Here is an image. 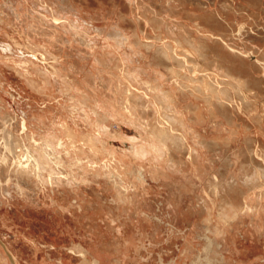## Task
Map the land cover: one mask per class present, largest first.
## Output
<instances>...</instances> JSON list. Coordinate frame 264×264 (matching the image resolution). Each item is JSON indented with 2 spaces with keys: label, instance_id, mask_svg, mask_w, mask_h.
<instances>
[{
  "label": "rangeland",
  "instance_id": "obj_1",
  "mask_svg": "<svg viewBox=\"0 0 264 264\" xmlns=\"http://www.w3.org/2000/svg\"><path fill=\"white\" fill-rule=\"evenodd\" d=\"M0 17V178L6 182L15 176L10 152L17 156L21 138L27 143L34 138L40 144L62 138L68 174L80 184L77 194L65 199V209H72L65 212V219L41 205L42 196H35V201L23 198L14 186L9 189L15 198L9 202L0 185V239L14 245L24 264L35 256L31 238L42 245L40 260L44 251L60 261L62 251L68 260L65 264H89L69 247L81 252L80 243L87 247V236L93 232L105 252L114 253V238L119 235L114 226H108L107 212L113 205L117 214L125 213L133 200L135 207L141 203L140 213L147 215L159 233L156 240L148 231L141 235L134 222L139 211L135 208L133 221L123 229L131 238L133 255L142 250L146 258L154 252L156 260L163 254L171 261L179 255L178 247L187 242L191 245H185L186 263L204 258L208 253L204 236L211 235L205 227L211 224V216L220 220L217 213L222 210L217 206L211 214L205 209L209 203L197 208L203 180L217 172L228 175L226 164L231 158L248 160L251 156L245 153L254 145L264 147V120L258 119V114L264 115V0H0ZM73 23L79 34L72 30ZM244 27L260 28V32H239ZM113 29L127 36L118 47L110 35ZM83 33L89 35L90 45L79 37ZM137 35L144 44L137 41ZM38 46L55 57L63 75L52 69L57 61L32 50ZM172 70L177 72L175 86L170 80ZM218 85L231 86V96L239 93V85L253 102L242 111L226 105L215 109L210 100ZM166 90L170 91L166 102L206 137L208 148L199 146V161L193 164L204 175L186 168L184 179H155L149 160L138 163L130 157L125 143L136 131L123 120L143 124L145 131L138 136L152 138L156 144L151 159L162 162V141L155 129L162 123L168 130L170 125L179 129L175 119L154 113L155 105L163 112ZM109 107L116 119L102 114ZM22 110L29 116L24 137L16 135L23 132L19 128L24 122ZM102 127L108 132H102ZM99 131L100 153L87 138ZM71 132L78 136L76 143L82 152L69 149L67 134ZM167 136L172 157L187 160L189 150L175 146L180 132L169 131ZM227 136L234 138L231 147L224 143ZM134 163L145 166L143 179L131 170ZM33 187L41 190L39 185ZM172 197L180 202L179 208L167 204ZM239 197L234 195L233 201H240ZM76 198L81 207L75 205ZM157 216L163 219L160 224L155 221ZM247 223L252 227H243L236 242L238 256L242 254L245 260L237 262L233 257L222 264H264V220L260 227ZM173 228L176 235L169 237ZM185 232L188 237L182 236ZM219 237L214 236L222 243ZM213 249L212 258L220 257V248L215 244ZM109 263L105 257L98 264ZM0 264L5 263L0 260Z\"/></svg>",
  "mask_w": 264,
  "mask_h": 264
},
{
  "label": "bare ground",
  "instance_id": "obj_2",
  "mask_svg": "<svg viewBox=\"0 0 264 264\" xmlns=\"http://www.w3.org/2000/svg\"><path fill=\"white\" fill-rule=\"evenodd\" d=\"M0 19L2 18L0 17ZM72 25H73L72 30L76 31L77 32L76 34H79L77 25L74 23ZM40 29L42 30V28ZM38 32L41 31L38 30ZM239 32L241 33L246 32V35H248V34H253L254 32L256 33L260 32V28L248 29L247 27H244V29L240 30ZM110 35L115 40L116 47L121 45L127 39V36L124 35L123 32L119 31L118 29H113L112 31H110ZM79 37L82 38L83 43H87L90 45L89 35L87 33L80 34ZM135 38L137 39L138 42L142 43L141 37L139 35H137ZM149 46L152 48L154 47L153 44H148V47ZM35 49L36 50L38 49V51H40L42 58L47 59L49 57V58H53L55 62L57 61L55 57L50 56L46 52L41 51L39 46L37 48L36 47L32 48V50ZM52 67L54 71L62 74L61 72L62 70L58 65V61L57 64H52ZM39 72L43 74V76H46L48 78V74L47 72H45V70H40ZM176 75L177 72L175 70H172L170 80L173 86L177 84L175 78ZM227 77H230V75L227 74ZM66 80L67 77L65 76V82ZM228 85H233V84H228ZM225 87L226 88L219 87L218 85L217 87H213L215 89H212V93L214 96L212 97L213 99L211 98L210 102H212V104L216 107L215 109L220 110L223 108V105H226L228 107H232L233 110L237 108L238 111L239 110L242 111L243 109H245L246 106H248L251 102H253L249 97L250 95L246 92V90L242 89L241 86L238 85V87H240L239 93L237 92L235 96H231V94L229 93V89H232L231 86H225ZM169 92H170L169 90L163 92L164 93V99L162 100L163 112L160 113V109L155 105L154 113L158 114V116H160V114H165L164 117L167 115V117L170 118V120L172 118L175 119L177 125L179 126V129H174L175 127H171L170 125L168 130L167 129L168 127H166V125L163 123L162 125L159 126V128L157 127L158 129L157 128L155 129L156 133L159 132L157 136L160 139V141H162V149L160 151L163 158L162 162H160L159 159L157 160L154 159V157L151 159L150 153L156 144L152 140V138L145 136L143 137V139L139 138L138 133L140 131L143 132L145 131L143 124H138L133 121L123 120V122L130 123L135 128L136 131V133H134V136L133 137L131 136L132 137L130 138L131 140H128L129 142L125 143L130 153V157L136 159L138 163H143L146 160H149L150 166L149 165L148 166L151 170L150 172L154 174L153 176L155 179L162 180L164 177H166V179L168 178H175L180 180L184 179L186 168H190V170H194V171L198 170L200 174L204 175L205 173H203L202 170L200 171V169L197 168L196 164L195 165L193 164L199 161V153L202 147L208 148L206 137L205 135L198 133L193 126L187 125V122L185 121L184 117L179 116L181 114H179V112L176 111V109L170 103L166 102V95ZM222 101H224V103ZM218 102L220 103L222 102L221 105L222 107L217 105ZM234 103L237 105H234ZM22 111L25 115V116L22 115L24 116V122L22 123V125L20 123L19 128H21L23 132L22 133L20 131L16 132V135L20 137L21 136L24 137L28 133L27 121L29 116L25 110ZM114 112L115 111L111 110V108L109 107L103 109L102 114H104L105 116L111 115V117L112 116L115 117L116 115ZM258 116H259L258 119L260 118L264 120L263 114L260 113L258 114ZM19 119L21 118L19 117ZM229 123L231 124V126L235 124V122H230V121ZM101 130L102 132L103 131L108 132L106 131V128L103 129V127ZM169 131L174 132L176 134L180 132L181 137L179 138V141L175 143V146L178 147L179 149L187 148L189 150V155L187 160H177L172 157L171 154L172 147L171 144L168 142L170 137L167 136L169 135ZM232 131L234 133V130ZM102 132L99 131V133L96 134V136L93 135L88 137L86 136L88 138V143L92 144L95 149V152H99V153L100 151H102V149L100 148L101 147L100 135L102 134ZM163 136L165 137L163 138ZM67 139L69 141L68 142L70 146L69 149H71L72 151L74 150L76 152H82L80 147L77 145L78 136L76 135V133H72V132L68 133ZM31 140L32 141L27 143L26 140H23V138H21L20 142L22 143L19 145L18 148H16L17 149L16 152H19L17 156L14 151L10 152V154L13 156L12 159H15L12 162V165L16 167V172L14 171L16 174L15 176L10 175L9 177H7L6 182H3V180L0 178V185L2 186L1 188L4 191L2 195L4 196L5 199H7L10 202V198H15L14 197L15 194L10 191L9 187L14 186L16 194H18L19 196L21 195L23 198L28 197L31 200L35 201L36 200L35 196L36 197L42 196L44 203L40 202L41 205L43 204L45 207L51 208L52 210L55 211V213L57 212L56 213L57 215L60 214L59 215L60 217L65 218V213H63L65 212V199H67L68 201L70 195H76L78 189L80 188V184H78L69 176L68 170L66 168L67 166L65 163V141L62 138H52L50 140H46L45 143L40 144L38 142L39 140L37 141L34 138H32ZM191 141L196 144H199L198 147L193 146ZM233 142H234V138H231L230 136H227L226 139L224 140V143L227 144L229 147H231L234 144ZM36 145H39L40 147ZM199 146H201V149L199 148ZM31 150H33L34 152H32ZM246 154H249L251 156L250 159L246 160L244 158L242 160H238L231 158L228 161V163L226 164L228 175L227 174L222 175L220 174V172H217L214 173L209 178H207L206 180H203L204 186L202 188L203 190L199 194V204L197 208L200 209L201 208L200 206H202L203 204H205L206 207L209 203L210 204L209 208H205V207L204 208L208 210V212H211V214L214 213L217 206L221 207L220 209L222 211H219L217 213L219 214L220 220L211 216L210 218L211 224L206 225L205 227L207 228L209 234H211L204 236V238L208 243L204 248V250L208 252L207 255L199 260L194 259L191 264H201L203 261L204 262L206 261L207 263L210 262V264L211 263L222 264V263H226L227 261L229 262V258H232L233 256L236 257L237 262L239 261L242 262L245 260V257L242 254L240 256L237 255L236 249L233 250L234 251L233 252L232 250H230V248H234L233 245L236 244L237 236L241 234L242 228L250 225L247 223L248 221L252 222L253 225L260 227L262 224L260 223V221L264 220V147H262L261 145H256V146L254 145L251 151L250 152L248 151V153H245V155ZM156 163L157 164L160 163L161 166H159L160 164L156 165ZM198 165L201 166L200 163ZM131 170L139 174L141 179L144 178L143 177L145 175L144 165H139L134 163L131 166ZM168 183L169 182H167V184ZM34 185L41 186V190L40 191L35 190V187H33ZM4 186H7L6 189L4 188ZM26 187H29L30 190H27ZM31 188H33V190ZM5 191H7V194ZM234 195L241 196L239 197L240 201L238 200L234 202L233 201ZM176 201L177 200H174L172 197V200L167 201V204L171 205V207L169 206L170 208H175V207L179 208V206H181L180 202L178 201L176 202ZM74 203L75 205L81 207V205L78 204L77 198L74 200ZM134 203L135 201L132 200V202L129 203L128 207H135L136 205ZM98 204L100 205L99 201ZM137 206L138 208H140L141 203L138 204ZM108 219H109L108 226L112 228L113 227L112 223L114 222V219L113 218L111 219L110 216H108ZM160 221L163 222L162 220ZM199 226H201V223H199ZM171 231L175 233L174 228L171 229ZM186 233L187 232H185L184 235L182 234L181 235L186 236L187 235ZM216 234L221 236L219 238L223 239L222 243L216 241V238H214ZM29 240L31 244L35 247V256H32L31 261L26 260L25 264H48V263L59 264V262L65 264V262L68 261L65 257V253L62 251L60 252L61 255L60 261L56 260L55 258L49 257V252H44V251H42L43 257L40 260L38 254V252L42 250V245L40 241L32 238ZM185 240H189V239L185 237ZM214 243L216 244V248H220V250L222 249L223 244L227 243L226 245L229 246L228 252L220 253V257L216 256L218 259L215 257H214L215 259L212 258L213 254L211 250L215 246ZM101 244L104 246L102 242ZM186 244L188 243L186 242ZM188 245H191V243H189ZM98 249L99 247H94L89 245L88 247H86V252L81 254V257L82 256L86 257L89 264H98L99 260L96 258V256L100 254L98 252ZM200 253L202 254V252ZM9 257L12 258V262L10 261ZM0 260H3L5 264H24L21 261V257L19 256L18 250H16L14 245L12 243L5 244L1 239H0ZM81 264H84V262H82ZM178 264H188V263H185V261H183Z\"/></svg>",
  "mask_w": 264,
  "mask_h": 264
},
{
  "label": "crops",
  "instance_id": "obj_3",
  "mask_svg": "<svg viewBox=\"0 0 264 264\" xmlns=\"http://www.w3.org/2000/svg\"><path fill=\"white\" fill-rule=\"evenodd\" d=\"M109 208H110V210H109V212H107V216H110L111 219L112 218L114 219V222L112 223V225L114 226L113 229L118 231L117 235H119V238L114 239V243H115V244H113L114 253L105 252L106 251L105 247L97 240L95 233L91 232L87 236V238H89V240H90L88 242L89 244L87 243V247L89 245L94 246V247H99L98 252L100 254H98L96 256V258L99 260L98 262H100V260L102 258L106 257L110 261L109 264H178V263L183 262V261H185V263H186V261L188 260V255L186 254L187 249H186L185 245L190 246L188 244H184V246H182V247L179 246L178 247L179 255L177 256V258L172 259L171 261H166V258H165L166 256L163 254H161L159 259L156 260L155 256H154V252L152 253L153 255L151 257L146 258L144 256L142 250L137 252V254L133 255L131 253V248H132V245L130 244L131 238L128 237L127 233L123 234V229H125V227L128 225V223H129L128 221H131V222L133 221V215H134L133 213L136 212L135 208L139 209V211L136 213L137 219H135L134 222H135L136 228L141 233V235L144 236L145 232L148 231V234L151 235V237L154 240H156V236H159V233H158L156 227H154V225H152L151 221H149V218L145 217V216H147L145 213H144L145 216L143 215V213H140L141 208H138V206L137 207H125V208L129 209L130 212L127 211L125 213H120V214L116 213V211H115L116 207L114 208L113 205H110ZM118 209L120 211H122L123 207L120 206V207H118ZM66 211H69V210L65 209V212ZM71 211H72V209H70L69 212H71ZM65 212H63V213H65ZM73 215H72V217H73ZM125 215L128 217H124ZM157 217H159V216H157ZM157 217L155 218V221L158 224H160V220L163 221V219L160 217L159 218H157ZM89 218L91 219L92 217H89ZM63 219H65V218H63ZM171 234H172V236L175 235V233L172 232L169 234V237H171ZM86 241H88V240H86ZM226 244H223L222 249L221 250L218 249V251H221L222 253H227L229 246ZM79 247L82 248L81 252H77L75 249H73L71 247H69V250L71 252H75L77 256H81V254L83 252H86V247L82 243H80ZM233 247L234 248H230V250L233 251L236 249L237 255H238L239 249L237 247V244H234ZM102 252H103V254H102ZM114 257H118L119 259L115 261L113 259ZM70 258L73 259V257H70ZM234 258L236 260V257H234ZM70 262H69L70 264H73L72 261H70Z\"/></svg>",
  "mask_w": 264,
  "mask_h": 264
}]
</instances>
